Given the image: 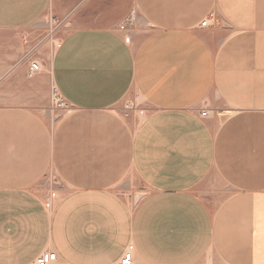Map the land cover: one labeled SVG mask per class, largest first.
<instances>
[{"label": "crops", "instance_id": "0c3cea01", "mask_svg": "<svg viewBox=\"0 0 264 264\" xmlns=\"http://www.w3.org/2000/svg\"><path fill=\"white\" fill-rule=\"evenodd\" d=\"M49 252L264 264V0H0V264Z\"/></svg>", "mask_w": 264, "mask_h": 264}, {"label": "rangeland", "instance_id": "374dc122", "mask_svg": "<svg viewBox=\"0 0 264 264\" xmlns=\"http://www.w3.org/2000/svg\"><path fill=\"white\" fill-rule=\"evenodd\" d=\"M62 31L59 33L58 38L62 35ZM138 188L139 191H142L140 185ZM34 191L48 206L51 207L63 194L68 191V188L64 185V183L60 182L59 179L50 174L45 180L41 181L35 187Z\"/></svg>", "mask_w": 264, "mask_h": 264}, {"label": "built area", "instance_id": "2783aa9c", "mask_svg": "<svg viewBox=\"0 0 264 264\" xmlns=\"http://www.w3.org/2000/svg\"><path fill=\"white\" fill-rule=\"evenodd\" d=\"M208 24V20H205L202 22L201 26L206 27ZM39 70V64L34 63L30 70H29V76L32 77L37 71ZM56 95V105L59 108H65L67 105L63 99H61L57 91L55 92ZM207 113H203V116H206ZM58 260L56 253H45L42 254L35 262V264H54ZM120 264H132V254L127 253L120 261Z\"/></svg>", "mask_w": 264, "mask_h": 264}]
</instances>
